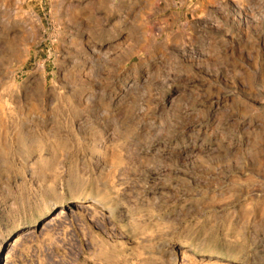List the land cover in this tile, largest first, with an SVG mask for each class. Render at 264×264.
Returning a JSON list of instances; mask_svg holds the SVG:
<instances>
[{
    "label": "rangeland",
    "instance_id": "rangeland-1",
    "mask_svg": "<svg viewBox=\"0 0 264 264\" xmlns=\"http://www.w3.org/2000/svg\"><path fill=\"white\" fill-rule=\"evenodd\" d=\"M0 264H264V0H0Z\"/></svg>",
    "mask_w": 264,
    "mask_h": 264
},
{
    "label": "bare ground",
    "instance_id": "bare-ground-1",
    "mask_svg": "<svg viewBox=\"0 0 264 264\" xmlns=\"http://www.w3.org/2000/svg\"><path fill=\"white\" fill-rule=\"evenodd\" d=\"M83 205V206H82ZM80 204V203H73V207H91L92 206V203L91 202H88V203H85V204ZM85 205V206H84ZM68 212L67 211H64L63 209H60L52 218L48 219L44 224V226H49V225H52L54 224L60 217H62L63 215H65L66 213ZM105 218H109L110 215H105L104 216ZM36 229L35 228H31V229H28L26 232H24L23 234L15 237V239L12 241V245H13V248H16L19 244L21 243H24V242H27L28 240H32L36 237ZM12 251V250H11ZM11 251H9L6 255V258L8 257H11L9 253H11Z\"/></svg>",
    "mask_w": 264,
    "mask_h": 264
}]
</instances>
